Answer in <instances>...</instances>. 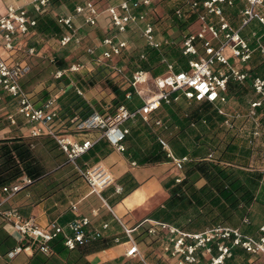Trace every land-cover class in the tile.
Wrapping results in <instances>:
<instances>
[{"label": "built area", "instance_id": "1", "mask_svg": "<svg viewBox=\"0 0 264 264\" xmlns=\"http://www.w3.org/2000/svg\"><path fill=\"white\" fill-rule=\"evenodd\" d=\"M51 1L32 0L30 6L9 4L0 15V100L2 94H7L14 104V112L8 114L10 123L15 124V115H18L28 124L29 137L48 136L55 141L64 153L66 163L86 181L91 192L100 196L105 188L114 185L115 192L121 193L122 187L114 184V177L103 164L95 163L83 168L78 159L99 139H105L119 152L125 151L124 141L129 133V128L125 126L127 121L135 122L140 119L148 122L150 115L162 103L180 101L183 95L188 100L214 103L216 111L224 118L225 126L233 127L234 119L244 118L238 130L251 150V161L257 162V148L261 145V136L264 134L261 124L264 74H251L248 62L255 50L259 51V59L264 62V0H240L243 4L239 10L242 20L237 28L230 24L224 12V7L234 6L235 0H183L196 13L198 23L194 31L184 36L180 45V52L186 59L188 68L177 70V63L168 61L165 71L155 77L145 69H135L129 80L135 93L142 99L139 106L128 109L119 105L114 114L101 113L94 108L91 114L70 130L55 126L59 111L58 92L50 93L37 104L35 95L23 86L24 78L31 72L30 58L38 56L35 42L43 38L36 28L37 16L48 10L54 11ZM152 4L153 0H118L108 4L105 8L108 24L104 36L97 43L86 47L90 60L73 62L65 68L56 69L53 78L70 79L77 93L84 97L80 86L72 80L73 76L91 72L97 65L105 63H110L115 74L122 75L123 67L114 63V59L132 52L134 47L129 39L130 35L141 38L145 46L159 50L166 39L157 30ZM256 7L262 10L257 12ZM101 13L95 0H81L67 14L53 13L62 30L54 38L56 44L59 47L72 41L79 44L81 39L76 35L74 19L80 17L85 24L96 26ZM175 14L180 16L181 9H176ZM254 19L260 23V32L252 31V36L243 35L241 29ZM32 38L34 40L29 43ZM253 39L256 45H253ZM140 58H145L143 52L140 53ZM50 61L54 62L55 57L51 56ZM229 82L250 85L251 95L246 101L245 112L228 108ZM129 96L130 93H126V97ZM155 124L163 125V121L156 119ZM92 131H96V136L90 134ZM159 139L173 162L181 166L187 160L186 156L175 157L168 143ZM259 167L264 171V163ZM181 179L182 177H176L177 182ZM31 183L32 179L23 175L11 183L0 184V218L5 229L18 242L5 254L7 259H13L23 252L32 253L33 247L48 254V243L57 236L63 238L68 249L98 238L99 229L90 227L91 219L86 215H77L65 225L53 220L46 226L40 225L32 217H24L17 206L10 204V200ZM70 208L76 210L77 202L71 203ZM143 222L147 224V234L158 240L166 258L173 259L175 264H241L238 261L229 262L235 248L259 258L264 264V223L259 225L256 235H251L243 234L238 227L223 224L195 232L164 221L145 219L134 228L122 225L130 244L125 251L126 257L137 256L144 261L132 235V231ZM244 222L249 221L245 218ZM107 226V223H103L101 227ZM24 241L27 243L22 245Z\"/></svg>", "mask_w": 264, "mask_h": 264}, {"label": "trees", "instance_id": "2", "mask_svg": "<svg viewBox=\"0 0 264 264\" xmlns=\"http://www.w3.org/2000/svg\"><path fill=\"white\" fill-rule=\"evenodd\" d=\"M80 1L52 0L51 8L62 2L72 12L74 6ZM178 8L181 9L180 16L175 14V10ZM52 10H55V8H52ZM169 12V15H159L156 12L154 15L157 30H161L166 39L159 50L146 46L142 50L133 51L129 57H125L124 54L116 57L114 63L123 67L124 73L122 75L115 74L109 65L110 63H105L97 65L91 72L85 73L84 76L86 77L82 75V77L77 78L78 82L81 78L82 83L80 85L95 86L97 83H101L102 87L108 89L111 99L106 106L100 107L96 103L93 104L86 100L77 93L70 79L66 77L58 79L57 81L64 82L68 89L58 96L59 111L55 119V126L70 130L79 121L91 114L94 108L101 113L114 114L119 105H124L128 109L139 106L142 99L135 93L129 80L135 69H145L149 71L152 77L163 73L166 69H163V66L166 67L168 61L176 62L177 70L187 69V64L181 62L183 56L180 52V45H177L175 39L169 35L168 29L177 28L181 32L183 40L185 35L195 30L191 26L197 23V16L194 11L184 4L183 0H178V3L176 0L175 6ZM166 19H169L170 22L165 23L167 22ZM36 28L39 33L47 36L57 37L62 32L50 10L37 16ZM141 52L145 54L144 59L140 58ZM253 57L249 61V71L251 74H262L261 67L264 62L260 61L259 57L257 59ZM66 65L67 62L61 58L57 62V69L65 68ZM74 77L75 75L72 80ZM23 86L25 87L24 82ZM128 92L130 96L126 97ZM228 92L229 101L232 99H236L238 103L243 101L244 109L240 111L245 112L246 101L251 95L250 85L248 83L229 82ZM3 95L1 99L4 100ZM6 96L8 95L6 94ZM156 119H161L163 125H156ZM223 120V116L216 111L214 103L188 100L183 95L180 101H171L169 104L162 103L150 115L148 122H143L140 119L135 122L130 121L132 126L125 141L128 135L131 134L132 140L140 146H136L137 151L135 152L138 156H141L138 159L139 164L171 161L172 158L167 155V151L163 148L159 138L166 141L168 146H171L170 148L176 152L172 140L177 135L186 133L185 131L189 126L192 129L198 127V130H202L197 133L196 146L207 147V153L201 158H190L189 160L187 158L183 162L181 166L184 176L179 182L174 177L165 183L168 197L162 208L153 214L152 219L173 224L187 231L196 232L216 224H223L238 227L243 234H257L259 225L257 222L252 221L250 215L253 205L257 202L261 204V210L264 213V171L256 162L251 161L250 148L246 146L247 151L244 149L246 140L238 130L242 126L244 118L234 119L233 127L225 126ZM261 124L264 128V109H262ZM165 132H168L166 136ZM39 137L53 140L48 136ZM34 138L36 137L0 138L1 185L11 183L23 175L30 177L32 183H34L47 173L45 172V166L36 157L33 148L34 143H36ZM261 138H264V134ZM240 141L244 145H241ZM55 145L58 147L56 143ZM238 145L245 151L240 150V152H237ZM257 150L259 155L256 159L259 160L261 154L264 156V140H262V144L258 146ZM63 162H66V160L64 159ZM258 162L259 164L264 163L262 160ZM199 179L205 181L201 186L196 185ZM137 185L138 183L134 182L125 188L122 196L128 194ZM245 218L248 219V223L244 222ZM146 226L143 222L139 228L146 232ZM142 233L140 232V234ZM152 241L157 242L159 245L156 238L152 237ZM26 243L24 241L22 245ZM48 246L50 248L48 254L33 247L32 258L29 259L28 264H92L86 259V255L103 249L109 244L101 238H96L83 244H77L73 249H68L63 243V238L57 236L48 243ZM55 254L65 259H51ZM159 260L155 264H160Z\"/></svg>", "mask_w": 264, "mask_h": 264}, {"label": "crops", "instance_id": "3", "mask_svg": "<svg viewBox=\"0 0 264 264\" xmlns=\"http://www.w3.org/2000/svg\"><path fill=\"white\" fill-rule=\"evenodd\" d=\"M31 1L32 0H0V15L5 12L9 4L30 6ZM95 1L102 11L96 26L85 24L80 17L74 19V24L77 27L76 35L80 37L82 41L85 40L88 35H91V29H95L99 33V38L95 41L96 43L104 36L108 24L105 8L108 4L116 3L118 0ZM154 1L155 0H153L152 6L156 10ZM58 4L59 5L55 6V10L52 13H70V8H68V6L62 4V2ZM242 5L240 0H235V4L232 7L237 14ZM227 8L228 6L224 7V12ZM228 21L230 22V20ZM230 24L233 26L231 22ZM39 34H41L43 38L35 42L37 44L38 56L31 57V62L42 56V50L44 48L40 47L45 41H48V43L49 40L55 42V36H47L42 33ZM46 36L48 40L45 39ZM32 40H34V38L30 39L29 43H31ZM71 43H73V46L79 45L74 41ZM69 45L71 44L64 47H57L56 49L57 51L63 50L61 51L63 53V59L67 58L69 60L68 55L71 52L68 48ZM88 57L90 60L91 57L89 55ZM30 73L24 78L23 82L25 87L35 95L37 104H40L50 93H53L51 89L55 85L60 88L59 96L68 89L67 85H62V83L58 81L43 88V85L40 83L38 84L36 78H33V75ZM261 73L264 74V67H261ZM3 97H5V99L3 100L2 98L0 100V138L15 136L29 137L28 124L25 123L22 117L15 115L16 123H10L8 114L14 112V104L6 94H4ZM84 98L88 100L85 96ZM98 103L102 105V102L98 101ZM105 103L108 104L109 102L106 101ZM125 126L130 129L132 123L130 126L126 124ZM201 131L202 130L198 129L189 131L187 129L185 131L186 133L182 135L179 134L173 138L172 143H174L176 147V152L170 148L171 146H169V148L172 150V153L174 152V156L177 158L186 156L189 160L190 158H201L207 153L206 146H196L197 133ZM90 134L96 136V131H92ZM34 139L36 143H34L33 148L36 157L39 159L40 163L45 166V172L47 173L42 178L17 192L13 196V200L10 201V204L17 206L24 217H32L42 226L48 225L53 220L61 225H65L77 215L88 216L91 219L90 227H97L99 229L100 234L98 238L103 239L109 244V246L103 249L86 255V259L92 264H134L136 259H140L137 256H125V251L130 244L122 225L127 228H134L145 219H152L153 214L157 213V211L162 208L164 201L168 197L167 189L164 186L165 183L174 177L184 176L182 166L177 165L172 160L154 164H139L138 159L141 158V156H138L135 152L137 151L136 146H140L136 145L138 143L132 140L131 134L128 135L125 141L126 149L123 152L115 150L105 139H99L78 159V163L83 168L90 167L95 163L103 164L114 177V184H118L122 187V192L117 193L114 190V185H111L100 193V197L96 193L91 192L89 185L75 172L71 165L63 162L65 156L61 150L56 147L53 140L50 141V139L46 137H36ZM262 140H264V138H261V144ZM244 149H247L246 145ZM244 149L238 145L237 152ZM262 157L264 156L261 154L259 160L264 161ZM259 160L256 162L258 166H260ZM134 182H137L138 185L128 194L122 196L124 189ZM204 182L203 179H199L196 185L201 186ZM74 202H77L76 210L70 208L71 203ZM258 210H261V207H258ZM103 223H107L108 226L102 228L101 226ZM261 223H264V219L258 221V225ZM140 232L143 233L140 234ZM132 235L135 237L143 259H168L157 242L152 241V237L144 232L142 228H137L132 231ZM115 238H118V241H115ZM17 243V240L5 229L0 218V264H28L30 261L29 259L32 258V253L23 252L13 259H7L5 257L6 251ZM51 259L65 258L55 254ZM258 259L259 258L244 252L240 248H235L233 258L230 259L229 262L233 263L238 261L241 262V264H262L260 259ZM204 262L205 261H202V263ZM172 263L175 264L174 262Z\"/></svg>", "mask_w": 264, "mask_h": 264}, {"label": "rangeland", "instance_id": "4", "mask_svg": "<svg viewBox=\"0 0 264 264\" xmlns=\"http://www.w3.org/2000/svg\"><path fill=\"white\" fill-rule=\"evenodd\" d=\"M154 2H155L154 7L156 8V10H155L156 13H158L159 15H163V14L169 15L170 14L169 11H171L173 6H175L176 0H155ZM177 3H178V0H177ZM52 8H55V5ZM255 10L258 12V11L262 10V8L256 7ZM225 16L233 24V27H239L241 20H242V17H241V14H239V13L237 14V12L235 11V9L233 7L228 6V8L225 11ZM166 21L167 22H165V23L170 22L169 19H166ZM156 27H157V25H156ZM191 27H192V29H196L198 27V23L193 24ZM252 31H256V32L260 31V23L258 22L257 19L252 20L248 25L244 26L241 29V33L243 35L245 34V36H252ZM158 32L160 34H162L161 30H158ZM168 33H169V35L172 36V38L175 39V42H177V45H181V42H182V38H181L182 36L181 35L182 34L177 28L172 27V28L168 29ZM90 34L91 35H88L85 38V40H83V41L81 40V43L79 45H75L76 47L72 45L73 43H69L71 45H69L68 48L71 50V52L68 55L69 60L67 58H66L67 60L64 58L65 61H68L66 66H68L69 64H71L73 62L89 61V57L86 53V47L89 45L95 44L96 43L95 41H97V38H99V35H98L99 33L95 29L94 30L91 29ZM45 39L48 40V37L46 36ZM129 39L132 43V47H134V48H132V52L135 50L136 51L142 50L144 47H146L144 45V42L142 41V39L137 37L136 35H130ZM253 45H256L255 39H253ZM57 47H59V46L54 41L49 40V43H48V41H45V43H43L42 46L40 47V48H44L42 50V52H43L42 56L39 58H36L33 62H31V73L30 74L33 75V78H36L38 84L40 83L41 85H43V88L48 86L49 84H51L53 82H55V83L57 82V80L53 78V73H54V70L57 68L58 60L63 58V56H62L63 53L61 52L63 50L57 51L56 50ZM130 54H124V55H125V57H129ZM51 56L55 57L54 62L50 61ZM253 56H254L253 57L254 59H257L259 57V51L255 50ZM181 62L184 64H187L186 59L184 57L181 58ZM248 64H249V62H248ZM123 65H125V64L123 63ZM262 67H264V65H262ZM164 68H166V67L163 66V69ZM82 75L84 76V74H82ZM82 75H75L73 81L76 82L80 86V88L82 89V91L85 94V97L91 103H93V104L96 103L97 106L101 107V106L106 105L105 102L106 101L109 102L111 99V94L109 93L108 89L102 87L101 83H97L95 86H88L85 84L80 85V83H82L81 78H80V82H78L77 78L82 77ZM84 77H86V76H84ZM84 77H83V79H84ZM60 82L62 83V85H64V82H62V81H60ZM51 92L60 93V88L55 85L51 89ZM97 99H99V100H97ZM98 101L102 102V105L99 104ZM227 106H228V108L236 109L237 111L244 109L243 101H241V103H238L236 101V99H232L231 101H229V104ZM125 124L128 126L131 125L130 121L126 122ZM187 129L189 131H192V127H190V126L187 127ZM197 129H198V127H197ZM164 134L166 136V134H168V132H165ZM167 136H169V135H167ZM239 143L241 145H244V143L241 141ZM246 146H247V144H246ZM13 198L14 197H12L10 201H12ZM258 207H261V204L257 202L253 205V209H251V215H250L252 217V218L250 217L252 219V221L257 222V223L261 219H264V213H262V210H258ZM157 260L158 259H144V261L148 264H155V262ZM144 261L142 259H136L134 261V264H146ZM172 262H174L173 259H171V260L170 259H160L159 260L160 264H173Z\"/></svg>", "mask_w": 264, "mask_h": 264}]
</instances>
